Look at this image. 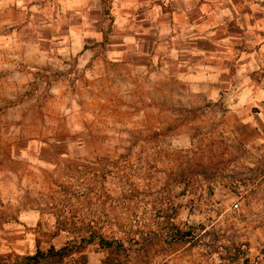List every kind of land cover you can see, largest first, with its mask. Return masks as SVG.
<instances>
[{
    "label": "rangeland",
    "instance_id": "rangeland-1",
    "mask_svg": "<svg viewBox=\"0 0 264 264\" xmlns=\"http://www.w3.org/2000/svg\"><path fill=\"white\" fill-rule=\"evenodd\" d=\"M30 50L0 49V253L97 232L129 264H264V115L198 103L96 115Z\"/></svg>",
    "mask_w": 264,
    "mask_h": 264
},
{
    "label": "crops",
    "instance_id": "crops-1",
    "mask_svg": "<svg viewBox=\"0 0 264 264\" xmlns=\"http://www.w3.org/2000/svg\"><path fill=\"white\" fill-rule=\"evenodd\" d=\"M20 48L96 115L197 103L264 115V0H0V49Z\"/></svg>",
    "mask_w": 264,
    "mask_h": 264
},
{
    "label": "trees",
    "instance_id": "trees-1",
    "mask_svg": "<svg viewBox=\"0 0 264 264\" xmlns=\"http://www.w3.org/2000/svg\"><path fill=\"white\" fill-rule=\"evenodd\" d=\"M175 230L176 239L187 234L179 228ZM91 244H98L100 248L108 252L103 264H129L128 247L123 242L108 239L97 232H91L80 240L67 242L59 248L51 245L47 250L38 247L33 253L14 255L0 253V264H88L87 249ZM236 256L238 255L233 253L231 259Z\"/></svg>",
    "mask_w": 264,
    "mask_h": 264
}]
</instances>
